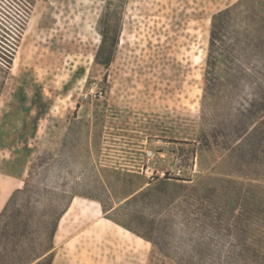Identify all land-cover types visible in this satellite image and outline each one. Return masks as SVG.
Returning <instances> with one entry per match:
<instances>
[{"label": "rangeland", "instance_id": "obj_1", "mask_svg": "<svg viewBox=\"0 0 264 264\" xmlns=\"http://www.w3.org/2000/svg\"><path fill=\"white\" fill-rule=\"evenodd\" d=\"M235 1L0 0V210L37 157L38 183L89 195L59 219L51 264H171L142 236L178 245L190 187L264 186V134L202 135L238 107L203 98L210 17ZM104 8L121 11L107 69L94 62ZM139 177L149 190L118 207Z\"/></svg>", "mask_w": 264, "mask_h": 264}, {"label": "trees", "instance_id": "obj_2", "mask_svg": "<svg viewBox=\"0 0 264 264\" xmlns=\"http://www.w3.org/2000/svg\"><path fill=\"white\" fill-rule=\"evenodd\" d=\"M120 15L104 8L98 19L94 62L106 69L118 43ZM203 83L204 99L224 92L229 104L238 105L230 119L202 131L205 140L212 138L219 145V137L253 141L264 134V0H236L211 15ZM244 91L251 93L249 99ZM41 160L30 164L22 186L0 210V264H51L59 219L74 196L89 197L38 183ZM139 178V186L127 192L118 207L149 190ZM206 180L190 187L186 203L195 217L186 220L187 232L178 245L172 246V235L161 231L142 237L171 264H264V186L224 177Z\"/></svg>", "mask_w": 264, "mask_h": 264}, {"label": "built area", "instance_id": "obj_3", "mask_svg": "<svg viewBox=\"0 0 264 264\" xmlns=\"http://www.w3.org/2000/svg\"><path fill=\"white\" fill-rule=\"evenodd\" d=\"M84 98H86V95H84Z\"/></svg>", "mask_w": 264, "mask_h": 264}]
</instances>
